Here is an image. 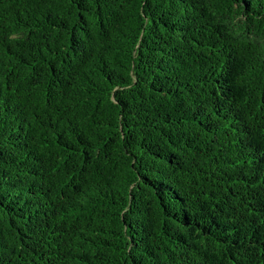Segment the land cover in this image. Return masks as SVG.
Masks as SVG:
<instances>
[{"label": "trees", "instance_id": "trees-1", "mask_svg": "<svg viewBox=\"0 0 264 264\" xmlns=\"http://www.w3.org/2000/svg\"><path fill=\"white\" fill-rule=\"evenodd\" d=\"M0 264H264V0H0Z\"/></svg>", "mask_w": 264, "mask_h": 264}]
</instances>
